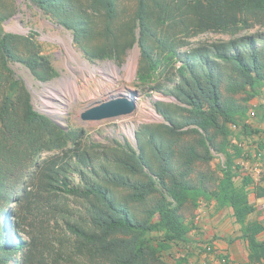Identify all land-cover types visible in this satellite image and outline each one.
Instances as JSON below:
<instances>
[{
  "label": "trees",
  "instance_id": "1",
  "mask_svg": "<svg viewBox=\"0 0 264 264\" xmlns=\"http://www.w3.org/2000/svg\"><path fill=\"white\" fill-rule=\"evenodd\" d=\"M26 1L92 62L120 66L137 46L140 88L174 101L155 103L162 122L141 126L136 146L84 142L83 129L34 108L13 65L42 83L58 72L33 35L5 32L16 9L0 0V264H166L164 253L188 251L194 225L182 211L202 200L232 209L247 264H264V223L249 221L250 193L264 188L237 163L242 139L262 133L247 115L264 88V0ZM206 34L222 37L191 42Z\"/></svg>",
  "mask_w": 264,
  "mask_h": 264
},
{
  "label": "rangeland",
  "instance_id": "2",
  "mask_svg": "<svg viewBox=\"0 0 264 264\" xmlns=\"http://www.w3.org/2000/svg\"><path fill=\"white\" fill-rule=\"evenodd\" d=\"M125 2L128 4L129 10H131L134 0H125ZM12 6L15 7L16 11L12 17L3 22L2 26L5 32L23 36L33 35L34 40L40 47L41 53L50 59L52 66L58 72V76L53 80L42 83L35 79L29 69L23 65H13L12 68L16 76L25 83L30 91L34 108L37 111L57 120L64 128L83 129L85 132L84 142L95 143L104 147L110 146L114 142H128L136 146V132L141 126L162 122V117L157 112L155 103L157 101L173 102L174 100L172 97L164 96L154 91L145 92L140 88V83L137 79L140 51L137 46L129 51L125 62L120 66L110 60L92 62L74 43L71 31L53 23L51 19L30 2L26 0H5V8ZM259 27L260 25H256L253 30ZM58 36L63 37L66 41L70 37L71 45L75 51L81 58L89 61L91 64L101 66L106 64L108 66L111 63L116 66L120 70L118 77L107 79L103 75H98L88 86L83 84L82 81L79 82V99L70 94L61 97L54 92L52 93L56 95L55 98L46 95L43 92L45 85L54 83V81L57 82L63 78V75L69 74L68 67H66L67 51L64 43L56 39ZM220 37L222 36L206 34L192 39L191 42L197 43L201 40L211 41ZM132 92H137V95H133ZM130 95H133L136 100V109L130 115L110 120L82 122L80 116L86 109L97 106L111 98ZM60 105V117L56 119L51 111ZM248 106L249 110H255L256 116L247 115V123L253 129L261 130L262 133L248 139H242L240 144L245 152V158L239 159L237 163L242 167V175L252 176L256 185L264 188V150H259L260 144H264V88L261 95L251 100ZM151 110L156 112L158 118H154L150 114ZM232 129L235 134L238 132V128L232 127ZM232 141L234 144L237 143L233 138ZM259 152L262 153L260 159L258 158ZM224 162L225 157L223 155H216L212 166L214 169H218ZM250 201L257 210L249 217V221L264 223V198L258 199L253 191L250 193ZM16 210L17 207L12 204L11 211L14 217L10 218V222L15 219ZM182 214L187 222L194 225L188 235V251H184V255L187 254L185 257L188 259L186 264H247V242L242 237L241 227L235 222L231 208L227 207L218 211L215 201L208 203L202 200L198 207L187 204ZM21 237L23 238L24 235ZM259 239L264 241V232L260 234ZM178 252L182 251H177L175 247L169 253H164L162 260L166 264H171L173 263L172 257L180 259L184 256L183 253L180 254ZM221 255L228 256L230 263L220 259L219 256ZM15 258L19 261L21 254L16 252ZM97 262L96 264H111L102 259Z\"/></svg>",
  "mask_w": 264,
  "mask_h": 264
},
{
  "label": "bare ground",
  "instance_id": "3",
  "mask_svg": "<svg viewBox=\"0 0 264 264\" xmlns=\"http://www.w3.org/2000/svg\"><path fill=\"white\" fill-rule=\"evenodd\" d=\"M18 17H20V16H18ZM47 37H48V35H47ZM56 39H58L59 42H62L65 45V48L67 51V58L65 57L67 59V62H66L67 66L66 67H68L67 70H69V72H68L69 74L65 75V76L63 75V78H61L57 82L54 81V83L52 82L50 84L45 85L43 92L46 95H49L52 98H55L56 95H59L61 97H65L67 94H70L73 97L79 99L80 98L79 82L82 81L83 84L88 86L92 82V80L97 78L98 75H103L107 79H114V78L118 77L120 70L116 66H114L113 64L110 63L108 66H106V64L104 66H101V65H97V64H91L89 61L81 58V56L72 47L70 37H69V39H67V41L63 37H60V36L56 37ZM61 83H62V85H61ZM108 90H109V88H108ZM52 92H54L56 95ZM68 100H67V102H69ZM145 105H147V104H145ZM60 107H61V105L59 107H55L51 111L52 115L56 119H59V117H60V114H59ZM146 110H148V109H146ZM150 114L153 115L154 118H158L156 115V112L154 110H151Z\"/></svg>",
  "mask_w": 264,
  "mask_h": 264
},
{
  "label": "water",
  "instance_id": "4",
  "mask_svg": "<svg viewBox=\"0 0 264 264\" xmlns=\"http://www.w3.org/2000/svg\"><path fill=\"white\" fill-rule=\"evenodd\" d=\"M132 94L137 95V92H132ZM133 95L111 98L97 106L86 109L81 113L80 118L82 122L86 123L128 116L136 109V100ZM55 122L62 127L57 120Z\"/></svg>",
  "mask_w": 264,
  "mask_h": 264
},
{
  "label": "built area",
  "instance_id": "5",
  "mask_svg": "<svg viewBox=\"0 0 264 264\" xmlns=\"http://www.w3.org/2000/svg\"><path fill=\"white\" fill-rule=\"evenodd\" d=\"M248 116H253V117H254V116H256V112H255V110H254V109H250V110H249V112H248ZM232 127H233V128H236V126H232ZM232 130H233V129H232ZM233 132H234V130H233ZM233 139H234V140H236V138H235V137H233ZM236 141H237V140H236ZM232 142H233V141H232ZM236 144H237V143H236ZM258 155H259V157H258V158L260 159V157H261L262 153H261V152H259V154H258Z\"/></svg>",
  "mask_w": 264,
  "mask_h": 264
}]
</instances>
